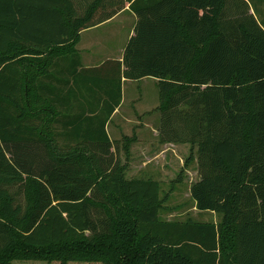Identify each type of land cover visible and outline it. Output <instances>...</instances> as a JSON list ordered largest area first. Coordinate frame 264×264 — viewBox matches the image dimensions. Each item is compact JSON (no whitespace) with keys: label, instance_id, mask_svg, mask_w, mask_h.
<instances>
[{"label":"trees","instance_id":"16d2710c","mask_svg":"<svg viewBox=\"0 0 264 264\" xmlns=\"http://www.w3.org/2000/svg\"><path fill=\"white\" fill-rule=\"evenodd\" d=\"M263 2L0 0V264H264ZM128 4L117 75L50 71ZM124 78L158 80L160 142L197 150L191 198L220 223L163 222L160 184L127 179L106 132Z\"/></svg>","mask_w":264,"mask_h":264},{"label":"rangeland","instance_id":"374dc122","mask_svg":"<svg viewBox=\"0 0 264 264\" xmlns=\"http://www.w3.org/2000/svg\"><path fill=\"white\" fill-rule=\"evenodd\" d=\"M137 87H140L139 90L143 89L144 100L140 96L142 92ZM124 92L127 101L121 114L129 117V119L136 120L133 116L134 105L141 102L143 104L147 101L150 107L147 106L148 109H146L147 117L145 119L150 124L147 128L150 131H152V128L157 129L158 132V138L155 141V139L150 138V131L144 135L134 131L132 129L135 126L134 124H127V126L121 124L122 132L116 126V123L120 124L118 120L110 126L111 135L109 137L114 144L112 151L116 158L121 161V164L127 166V179H151L160 184L161 199L167 196L166 200L163 201V208L160 212V220L163 222L186 223L191 220L201 224L220 223V215L208 211H198L195 202L191 198L190 188L200 180L196 162L197 150L192 152L190 145L162 144L160 142L161 114L155 110L160 105L158 86L151 81L131 82L126 84ZM142 141L147 142L146 147H141ZM126 146L130 148L128 156L125 152ZM191 155L192 160L188 162ZM149 157L151 160L147 159ZM17 263L23 264V262Z\"/></svg>","mask_w":264,"mask_h":264},{"label":"crops","instance_id":"0c3cea01","mask_svg":"<svg viewBox=\"0 0 264 264\" xmlns=\"http://www.w3.org/2000/svg\"><path fill=\"white\" fill-rule=\"evenodd\" d=\"M258 11L259 12L257 13L255 12L253 8H251L250 12L254 14L255 17L259 19L260 21L261 20L264 21V2L263 4L258 6ZM137 22H138V18L135 15V13H133L130 10V4H128L125 10L117 14L111 20H108L93 28H90L88 30L81 32L79 41L74 46L73 55L69 57H66L64 55L62 58H57L56 60H54V63H52L54 65V68L51 69L50 71L55 70L57 74L58 73L63 74L64 78L65 77L68 78L69 74L75 75L76 77L78 76L77 73L81 71L83 78L86 79L85 81L87 80L94 81V79H91V76H93L94 74L99 75L101 77L99 80L101 81L105 80L104 78L105 76L110 77V75L112 74L117 75L119 67L116 62H123L127 44L130 41V39L135 36V28H136ZM73 56H77L78 59H74ZM76 60H79V64H80L79 67H77L76 65ZM110 62H113V63H110ZM75 69H77L78 72H76ZM124 69L125 67L123 66L122 71ZM144 81L154 82L158 86V80L153 79V78H146V79H143L137 82H144ZM131 82H134V81H128L125 78L122 81V100H121L119 107L115 110V112L112 114V116L110 117L107 123L106 132L108 135H111L110 126L116 123L117 120L119 121L120 124L116 123V126L119 128V131L121 132H122L121 124H124L126 126L127 124H134L135 126L132 129L138 132V134L140 135H144L146 132L150 131L149 128H147L149 127L150 124L145 119V117H147L146 109L150 108L147 104V101L144 102L143 104H141L142 103L141 102L138 105H134L135 110H134L133 116L136 118V120L129 119V117L121 114V111L124 108L126 101H127V99L125 98V92H124L125 86L126 84H129ZM75 83L76 82L72 80L71 84L65 85L62 91L63 90L68 91L70 88L75 90V85H76ZM138 88L140 89V87H137V89ZM139 91L142 92L140 96L143 97L144 96L143 89ZM99 96H101L100 99L102 101L106 100V95L104 94V92H101ZM143 100H144V97H143ZM74 102H76V100L73 97L72 100L69 99L68 101H66L65 105L66 106L70 105L71 107H74ZM61 108H64V107H61ZM140 108L142 109L143 112L141 111ZM123 134L127 135L125 133ZM150 134H151L150 138L152 140L155 139L156 141V139L158 138L157 129L154 130L152 128V131H150ZM146 145H147V142L142 141L141 147L143 146L146 147ZM151 157H154V156H151ZM147 159L151 160L150 157ZM190 191H191V188H190Z\"/></svg>","mask_w":264,"mask_h":264}]
</instances>
